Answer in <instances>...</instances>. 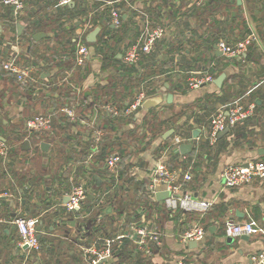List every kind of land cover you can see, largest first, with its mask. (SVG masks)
<instances>
[{"label": "crops", "instance_id": "crops-1", "mask_svg": "<svg viewBox=\"0 0 264 264\" xmlns=\"http://www.w3.org/2000/svg\"><path fill=\"white\" fill-rule=\"evenodd\" d=\"M25 1V8L16 15L9 6L0 5V123L4 131L0 138L14 147L7 154V162L11 159L14 163L9 162L8 166L0 160V185L6 184L5 191L11 193L0 197V264H85L79 255V238L74 236L76 222L66 219L59 210V203L83 171L78 156L87 153L83 148L90 141L91 120L101 123L105 130L102 145L119 138L120 144L129 150L133 148V141L137 143L120 168L130 164L128 174L130 172L143 185L151 169L163 160L170 169L190 171L192 178L184 184L185 190L210 202L202 215L206 234L192 247L189 241L181 240L179 230L194 218L193 214L169 215L165 209L157 210L156 224L162 229L163 237L150 264H179L181 259L190 264L264 262V238L261 235L251 234L248 239H243L225 235L222 228L226 220H247L257 226L264 225V177L226 187L219 176L227 164L264 160V0H208L201 6H190V0H128L121 7V18L127 21L124 33L119 34L112 51L107 48L96 50L101 45L100 40L109 36L103 32L108 21L103 9H100L102 18L97 17L95 25L100 27L96 43L86 40L87 33L93 29L83 28L86 10L95 9L91 0L70 1V7L75 5L78 11L83 9L74 14L59 0ZM143 13L149 15L152 25L163 24L165 33L149 53L133 63L135 70L129 76L125 72L123 53L137 39L145 18ZM110 27L113 26L110 24ZM36 33L40 35L33 37ZM246 36H250L251 41L239 54L225 55L218 49L220 40L235 44ZM81 37L90 43L87 44L89 54L83 71L74 65L73 50H69L67 43V38L73 43ZM109 41L112 42L111 38ZM13 55L21 64L35 65L34 81L31 82L36 94L21 88L24 86L14 75L2 68V63ZM211 68L218 74L225 73L221 87L213 80L196 88L187 85L189 79L202 72L213 75ZM134 76L139 78L138 83L135 81L130 85L131 80H127ZM68 83L81 91L80 100H68L65 91ZM55 84L60 87L56 88ZM139 85L148 90L147 97L160 96L162 100L147 110L139 109L132 117L115 120L118 132H121L115 137L108 131L111 129L109 114L102 104L107 102L121 108ZM168 93L172 94L170 101L167 100ZM235 101L242 104L253 101V113L219 135L210 145L205 137L211 114L226 110ZM63 105L72 106L74 118L60 111ZM50 110L54 113L50 130L35 133L31 138L24 137L20 142L16 140L18 134L25 131L26 118ZM144 117L154 122L155 136L150 137L151 132L143 134L146 129L142 123ZM82 119L88 120L89 124L83 123ZM179 127L195 137L185 142L191 144L190 151L185 154L172 151L176 154L174 158H170L167 151L166 156L159 159L167 145L161 142L169 141L174 129ZM169 128L173 129L170 135L161 138ZM194 130L197 131L195 136ZM107 134L111 135L108 139ZM27 139L29 147L24 148L23 142ZM42 142L47 143L45 149L40 147ZM38 156L47 171L39 183L40 192L33 189V195L29 197V192H23L27 185L18 184L12 169L23 171L29 163L24 160ZM34 170L33 167L32 173ZM90 174L94 178L97 173L92 171ZM96 179L99 183H93L94 190L102 184L100 178ZM120 187L134 190L127 183H120ZM26 202L30 207L25 206ZM138 205L141 203L137 202ZM110 206L114 208L109 209ZM110 206L106 209L113 213L102 221L105 230L109 231L115 228L113 216L118 212L117 208L127 210L118 204L110 203ZM29 211L32 213L26 215ZM40 213L42 218L37 230L40 248L26 254L15 244L17 232L11 220L18 214L34 216ZM228 237H232V241L228 242ZM101 264H107V260Z\"/></svg>", "mask_w": 264, "mask_h": 264}, {"label": "built area", "instance_id": "built-area-1", "mask_svg": "<svg viewBox=\"0 0 264 264\" xmlns=\"http://www.w3.org/2000/svg\"><path fill=\"white\" fill-rule=\"evenodd\" d=\"M70 1L72 0H59L62 4H68ZM127 1L91 0V5L95 6L96 10L86 11L83 28L85 30L92 28L90 20L93 14L100 9L105 10L109 24L115 28L120 26L122 22L121 4L124 2V5H126ZM206 1L208 0H190L189 5L201 6ZM25 4V0H0V5L9 6L14 15L22 11ZM143 16L145 17L142 22L143 26L137 39L124 50L123 61L126 63H135L143 55L149 53L155 42L165 33L163 24L156 23L152 25L149 15L143 13ZM250 41V36H246L235 44H228L226 41L220 40L217 46L222 54L235 55L241 53ZM88 54L87 43L82 40V37L77 39L73 49V63L82 71L85 69ZM2 68L13 74L21 86H25L29 81H34L32 73L35 70V65L19 63L16 55L9 56L2 63ZM212 80L213 75L206 71L189 79L187 85L196 88ZM68 86L73 90L77 100H80L81 91L69 83ZM147 94L148 90L143 85H139L135 94L126 102V106L118 108L111 103H104L102 108L115 116L132 117L141 109V104L147 98ZM254 106L253 101L246 104L235 101L226 110L215 111L211 114L207 123L205 139L210 145L214 144L221 130L225 127L232 128L238 122L248 118L253 113ZM60 111L73 117L72 106L63 105ZM53 115L54 113L50 110L26 118L24 124L27 134L25 139L30 138L33 133L50 130L53 125ZM82 122L89 124L88 120L85 119H82ZM90 130L89 148L82 161L83 171L80 172L81 176H77L71 183L69 190L64 193V200H60L59 203V210L64 216H67L66 219L76 222L74 236L76 235L79 238V255L85 264H101L103 260H107V264H116L121 257L120 252L125 247L127 240L133 245L131 248L133 255L141 253L147 257H152L161 247L163 237L162 229L156 224L159 208L152 202L157 200L156 192L162 190L169 193L167 197L160 199L162 200V208L166 209L169 215L179 213L186 216L190 213L194 216L179 230L181 240L183 242L200 241L204 238L206 228L200 220L208 209L210 202L194 197L185 190L184 184L192 178L190 171L178 172L176 169H170L163 160L158 161L156 166L151 169L148 179L143 185L144 196L150 202H142L141 205L137 206L136 204L128 210L118 211L113 216L115 223L113 226L115 228L110 231L105 230L106 225L103 227L102 221L113 211L108 212L106 208L115 199L114 193L120 192L119 170L120 164L125 158L123 153L113 150L105 155L102 162L97 163V159L94 158L100 152L104 129L101 123L92 122L91 120ZM193 139L195 137L185 133L181 127L174 129V133L159 159H163L167 151L177 147L180 143L189 142ZM9 148L10 145L0 138V159L4 163H7ZM92 171H101L102 185L97 190L93 189L94 179L90 174ZM219 176L226 187L248 183L255 177L263 178L264 160L253 159L246 162L227 164L220 170ZM10 194L9 191L0 192V197ZM111 208H114V206L109 207V209ZM41 218L42 213L34 216L18 214L12 218L11 222L15 225L17 232L15 244L20 251L27 254L40 248L37 226L40 224ZM222 228L227 236L259 234L264 238V225L257 226L252 221L226 220ZM252 258L256 259L255 256H252ZM179 264L190 263H186L181 259ZM258 264H264V262L261 261Z\"/></svg>", "mask_w": 264, "mask_h": 264}, {"label": "trees", "instance_id": "trees-1", "mask_svg": "<svg viewBox=\"0 0 264 264\" xmlns=\"http://www.w3.org/2000/svg\"><path fill=\"white\" fill-rule=\"evenodd\" d=\"M55 1H58V0H55ZM121 5L123 6L124 5V2H122ZM65 7L68 8V9H70L71 13H73V14L76 13V12L80 13V12L83 11V9L82 10L80 9L78 11V9H77L78 7H76L75 5L73 7H70L69 4H66ZM100 14H101V12L99 10L98 12L95 13V15H93L94 16V17H92L93 20L92 21L90 20L91 21V24H92L91 25L92 28L98 23L97 17L102 18V16ZM126 22H127L126 20H122L121 25L118 26V27H116V28L115 27H112L111 28L110 27V24L107 22L105 24V26H104L105 28H104L103 32H106V33L109 34L108 39L104 38V39L100 40L101 41L100 42L101 45H100V47L98 49L96 48V50L103 51V49L107 48V50L110 49L112 51L113 47L115 46V43L119 39V34L120 33H124V29H125L124 27L126 25ZM111 32H112V34H111ZM110 35H111V37H110ZM109 38H111L112 42L109 41ZM71 41L72 40H70V39L67 38V43H68V45L70 44L69 50H73L74 49V42L75 41L73 43ZM84 42H86L87 44H90L86 40H84ZM118 51L119 50H117V52ZM115 53H113L114 56L116 55ZM104 54L107 55L106 52ZM102 55H103V53H102ZM114 58L117 59L116 57H114ZM123 64H124V67H125L126 74L130 76V72H133L135 70V67H133V63H126V62H124ZM85 68H86V66H85ZM211 70L213 72V76L214 77L218 75V71H215L212 68H211ZM138 79L139 78L136 79V77L134 76V79H131V80H133L134 82L137 81V83H138ZM54 86L56 88L60 87L57 84H55ZM21 88H27L29 93H33V91L34 92H37V91H35V87L33 86V84H32L31 81H29L24 87H21ZM65 91L67 92L66 95H67L69 101H73L76 98V95L74 94L73 90L69 86H66L65 87ZM33 94H36V93H33ZM68 104H69V102H68ZM124 106H126V105L124 104L123 107ZM108 114H109L108 120H110V127H111V129L108 130V131H109V133L114 134L115 137H118L121 134V132H118V125L115 123V120L118 121V119L121 118V117L120 116H115V115H113L111 113H108ZM142 123H143L144 126L146 125V129L143 132V134L149 133V131H148L149 128L150 129H153L154 122H152L150 120L147 121V118L146 117H144ZM232 128H234V127H232ZM2 133H4V131L1 128V123H0V134H2ZM118 133H119V135H118ZM155 133L154 134H150L151 135L150 137L155 136ZM26 134H27L26 131H24L23 134H18V136L16 137V140L19 141V142L22 141L23 138L26 136ZM34 134L35 133L31 134L30 135V138ZM107 136H108L107 137V139H108L111 135L110 134L109 135L107 134ZM104 137H105V130H104V136H103V138ZM118 139L119 138L116 139L115 144H113V142H110L108 144L101 145L100 152L96 154V156H95L94 159L102 160V159H104V157H105V155L107 153H109V152H111L113 150H118L119 152L123 153L124 158H126V155L127 154L130 155L132 153V151L130 149L129 150H126L127 149L126 146H122V144H120V142L118 141ZM217 140H218V137H217ZM163 142L164 143H168V139L167 140H163L161 143H163ZM207 143H208V141H207ZM160 145L161 144H159L158 146H160ZM10 148H12V150H13V148H14L13 147V144H12V146ZM10 148H9V150H10ZM88 148H89V144L86 146V148H83V149L85 151L87 149V151H88ZM36 151H39V149L36 148ZM172 151L173 150L171 149L169 151V154H168V156L170 158H174L176 156V154L174 152H172ZM85 155H86V153H85ZM85 155H84V153H82L80 156H78V158L81 160L80 161V163H81L80 166H83L82 161H83ZM37 159H38V165L36 166L37 171L34 170L33 173H32L33 166H29V165L23 171H22L21 168L20 169L19 168H13L12 169L13 170V174L15 176V180L18 182V184H20L21 186L22 185L23 186L24 185H27L26 188H23V192H25V193H28L29 192V197H31V195H33L32 194V191L34 189V186L36 184H39V183H41L43 181V179L45 178L44 177L45 176V173L47 171L46 166L43 165V163H41L40 160H39L40 159V156H38ZM9 162L14 163L13 160H11V159L7 163H9ZM24 162H29V159L26 158L24 160ZM129 166H130V164H127V167H125V165H122L121 166L122 168H120V170H119L120 183L121 184H125V183L131 184L133 186L132 189H134V190H130V189H127V188H122V189L120 188V192L119 193H117V192L114 193L115 199L111 202L114 205H117L118 204L119 206H123V207L125 206L126 209L129 208L127 206H134V205L137 204V202H139V203H142V202H145V203L146 202H150L144 196L145 194L143 193V182L142 181H139V180H136L133 177L134 175H130V172L128 174L127 168ZM96 173H97L96 174V177L100 178L101 177L100 176L101 175V171H96ZM96 177H94L93 179H94V184L97 185L99 182H97ZM129 186H128V188H131ZM23 192H22V194H23ZM161 202H162V200H158L157 199L156 201L152 202V204H155L161 210V209H164V208H162ZM25 206L26 207H30L29 204H27V202H26ZM33 206H34V204H31V207H33ZM122 210H124L122 207L121 208H117V211H119V212H121ZM200 221L203 223L202 218H201ZM203 225L205 226L204 223H203ZM132 246L133 245L131 244V242L127 240L126 243H125V247L120 252L121 257H120L119 261H117L116 264H150V258L151 257H147V256H145V255H143L141 253L140 254L133 255V253L131 251Z\"/></svg>", "mask_w": 264, "mask_h": 264}, {"label": "water", "instance_id": "water-1", "mask_svg": "<svg viewBox=\"0 0 264 264\" xmlns=\"http://www.w3.org/2000/svg\"><path fill=\"white\" fill-rule=\"evenodd\" d=\"M19 29H20V28H19V24H17V30H19ZM99 29H100L99 26H95V27H93V29L87 33V35H86V40L89 41V42H95V40H96V36H97V34H98V32H99ZM39 35H40V34L36 33V34H34L33 37H38ZM224 77H225V73H224V72L219 73V74L213 79V83H214L216 86L221 87V85H222V81H223ZM171 99H172V94H171V93H168V94H167V100L170 101ZM161 100H162V99H161L160 96H148V97L142 102V104H141V108L147 110V109H149L150 107H154L155 105H157ZM228 129H229L228 127H225L223 130H221V131L218 133V136H219V135H222V134H224V133H226V132L228 131ZM172 131H173L172 128H169V129L165 130V131L162 133L161 138L164 139V138L168 137ZM196 133H197V131L194 130V131H193V135L195 136ZM46 145H47L46 142H42V143L40 144V147H41L42 149H45ZM23 147H24V148H28V147H29V141H28V140H25V141L23 142ZM190 148H191V144H189V143H180L177 147L173 148V151H174L175 153L179 152V153L185 154V153H187V152L190 151ZM168 194H169V193H168L167 191H163V190H162V191H158V192H156L155 196H156V198H157L158 200H160V199H163V198L167 197ZM236 212H237V211H236ZM38 229H40V225L37 226V230H38ZM240 237L243 238V239H248V235H247V234H242V235H240ZM232 239H233L232 237H228V238H227V241H228V242H229V241H232ZM196 243H197V242H196L195 240H190V241L188 242L189 246H191V247H192V246H195Z\"/></svg>", "mask_w": 264, "mask_h": 264}, {"label": "rangeland", "instance_id": "rangeland-1", "mask_svg": "<svg viewBox=\"0 0 264 264\" xmlns=\"http://www.w3.org/2000/svg\"><path fill=\"white\" fill-rule=\"evenodd\" d=\"M129 80H131V78H129L127 81H129ZM134 84V81L133 80H131L130 81V85H133ZM117 97V96H116ZM132 97V96H131ZM130 97V98H131ZM130 98H126L128 101L130 100ZM107 103V102H106ZM36 113V112H35ZM150 120V119H149ZM151 121V120H150ZM153 122V121H152ZM156 122V121H155ZM149 132H151L152 134H154L155 133V131H154V129H150L149 128V130H148ZM154 132V133H153ZM128 135V134H127ZM127 135H123V136H127ZM122 138H124V137H122ZM126 138H128V137H126ZM111 142H113V141H111ZM134 142V141H133ZM131 143V144H133V148H130V150L132 151V152H134V148L137 146V143L136 142H134V143ZM113 144H115V141L113 142ZM127 144H130V141H128L127 142ZM1 160V159H0ZM2 161V160H1ZM33 166V167H35V169H36V166L38 165V159L37 158H30V160H29V163L27 164V166ZM24 170V169H23ZM36 171H37V169H36ZM0 179H2L1 177H0ZM49 184V183H48ZM8 186L6 185V184H1L0 185V192H4L5 190H6V188H7ZM40 185L39 184H36L35 186H34V189L35 190H39V192H40ZM37 196H38V198L40 197V194L38 193L37 194ZM130 208V207H129ZM129 208H127V210L129 209ZM31 214L32 212L31 211H29L26 215H28V214Z\"/></svg>", "mask_w": 264, "mask_h": 264}]
</instances>
